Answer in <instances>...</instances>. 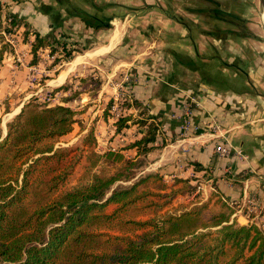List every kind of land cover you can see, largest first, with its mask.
<instances>
[{
	"label": "crops",
	"instance_id": "crops-1",
	"mask_svg": "<svg viewBox=\"0 0 264 264\" xmlns=\"http://www.w3.org/2000/svg\"><path fill=\"white\" fill-rule=\"evenodd\" d=\"M165 1L178 2L181 8L167 10L162 3ZM70 2L96 16L110 17L109 28L85 25L79 17L69 16L66 5L55 0H0V19L14 14L27 21L30 33L23 36L25 26L19 24L21 41L15 50L3 52L0 104L3 99L13 101L15 94L28 88L33 70L43 58L53 56L43 47L37 51L38 60L32 62L34 31L69 35L84 50V55L74 58L113 56L108 79L125 73L121 81L126 78L129 84L122 82L124 91L147 107L164 134V141L159 136L153 143L147 154L149 168L142 172L159 171L166 180H183L175 187L196 185L185 195L190 200L198 197L204 201L218 187L222 196L236 205L233 217L238 223H254L264 232V57L261 44L255 42L261 37L259 28L255 20L251 21L256 14L255 0ZM41 4L51 5L60 13L58 26L53 25L50 13L40 9ZM104 90L115 93V87L109 85ZM188 98L197 100L192 120L200 128L184 135L171 114L179 111ZM20 106L9 110L15 114ZM113 123L105 125L114 129ZM214 124L218 127H211ZM146 131V127L134 123L117 132L115 139L130 143ZM125 133H132V138ZM224 140L247 159L237 158L233 151L226 156L218 154L215 145ZM105 142L112 146L108 149L116 148L109 138ZM124 153L133 156L135 149Z\"/></svg>",
	"mask_w": 264,
	"mask_h": 264
},
{
	"label": "trees",
	"instance_id": "trees-1",
	"mask_svg": "<svg viewBox=\"0 0 264 264\" xmlns=\"http://www.w3.org/2000/svg\"><path fill=\"white\" fill-rule=\"evenodd\" d=\"M55 1L87 26L109 28L110 17L96 16L70 0ZM93 8L100 10L96 4ZM40 9L59 25L57 10L48 4ZM9 17L12 26H25L23 36L30 34L27 21ZM31 34L33 63L43 47L67 59L82 50L65 33ZM4 51L11 48L0 36V63ZM129 100L141 106L131 94ZM74 122L68 106L27 101L7 122L6 134L0 132V264H264V232L254 223L239 224L233 217L236 206L218 187L210 192V208L195 197L192 204L158 214L174 195L152 190L163 182L159 171L128 186L117 184L134 179L137 159L148 154L157 137L164 141L152 115L135 119L125 114L114 121L116 133L134 123L146 127L141 138L124 146L135 149L130 157L123 149L95 151L93 129L77 145L55 147ZM195 189L185 183L180 192ZM109 205L115 206L110 212ZM147 213L152 215L140 218Z\"/></svg>",
	"mask_w": 264,
	"mask_h": 264
},
{
	"label": "rangeland",
	"instance_id": "rangeland-1",
	"mask_svg": "<svg viewBox=\"0 0 264 264\" xmlns=\"http://www.w3.org/2000/svg\"><path fill=\"white\" fill-rule=\"evenodd\" d=\"M164 3V7L167 8V10H175L177 8H181V4L175 1L168 2H162ZM161 4V3H160ZM143 7V6H142ZM254 19L252 18L251 21L255 20L257 28H259L260 38L258 40H255L257 44H261L262 46V57H264V31L261 25L260 20V13L258 11V0H255L254 3ZM144 9V8H140ZM130 10L128 9L127 12ZM1 36V35H0ZM2 41H4V38L1 36ZM10 48H12L7 42H5ZM39 50V49H38ZM37 50V51H38ZM49 50V49H48ZM37 51H36V57H37ZM80 52H75L70 58H65L64 55H60L58 53H54V58L50 60L51 56H46V58H43L41 60V63L38 68L33 70L34 75L31 76L30 82L31 84H27L28 88L22 89L17 94H15V98H13V101H8L7 99H3L0 104V132L2 136L6 134V124L7 122L11 121L14 116L20 112L22 106L27 101H32L35 104H38L39 106H53V105H64L70 107L74 111V119L75 122L72 126V130L61 136L57 139V142L55 143V147L58 146H72L74 144H79L81 142V139L84 138V136L87 134V132L90 129H93V134L95 137L96 145H95V151L98 153H102L103 151H107L108 148H112V146H109L107 142H105L108 138L113 145L116 146L115 149L112 150H128L124 149V146L129 144V141L126 140H116L115 134L116 132L111 127V129L105 125V123H113L115 120L113 118L112 113V107L114 105H117L118 107L120 104L118 103V97L121 96V94L125 93L124 97L126 100L122 103L121 107L125 110L126 115H132L133 118L139 119V118H145L147 115H151L148 112L147 107L144 104H141V106L133 105V100H129V93L124 91L125 83L129 81H125V83L122 85L121 81L122 77L125 75V73L118 72L116 75H114L112 78H109V74L112 71H109V61H114L115 58L113 56H105L104 58L93 56V57H81L79 59V56L74 58V55H80L83 54L84 50H79ZM50 52V51H49ZM60 55V56H59ZM84 55V54H83ZM86 56V55H85ZM57 58V62L55 61ZM64 58V59H63ZM113 58V59H112ZM38 60V57L37 59ZM79 60V63H77ZM81 60V61H80ZM104 60V61H102ZM261 60V59H260ZM72 61L70 64L69 62ZM77 61V62H76ZM56 62V63H55ZM74 62L77 63V65H73ZM111 63V62H110ZM41 66V67H40ZM71 69V71L66 75V78L63 79L64 73ZM61 73V75L59 74ZM60 75V77H59ZM61 82V83H60ZM96 82V85L94 84ZM121 83V85H120ZM110 87H115V93L105 92L104 88L108 85ZM96 86V87H95ZM27 92V95H24L23 93ZM131 94V93H130ZM128 95V97H127ZM24 98L23 100V97ZM128 98V99H127ZM132 103V106H127V103ZM21 104L20 110L17 113H13V110H9L10 107H16ZM10 111V112H9ZM138 124V123H137ZM114 126V123H113ZM143 127L142 125L138 124V127ZM121 133V132H120ZM132 133L126 134V137L132 138ZM125 156H131L129 153H124ZM150 155H142L137 159V167L135 171L136 177L131 180L127 181H120L117 182V184L121 183L124 186L130 185L135 179L138 177L144 176L147 173H152L155 171L144 170L145 167H148V161H149ZM75 176L77 178L78 172L75 173ZM76 180L73 181V183ZM161 184H164L165 187L161 189ZM176 183L163 177V182H160L156 184V186L152 187V190L159 191L161 194H174L170 197V201L168 205L164 206L163 209L158 211V214H163L164 210L172 211L173 208L178 207L179 205H185L189 202H193L194 199L190 200L186 195V193H181L180 189L182 187H175ZM116 186L113 185V187ZM210 195V194H209ZM208 195V198L204 201L201 200V202L207 201L208 207L210 208V204L213 202L212 198L210 199ZM195 198V197H194ZM153 200H156L158 202H162L165 198L159 197V196H152ZM188 202V203H187ZM236 206V205H235ZM115 206L109 205L107 207V211L110 212ZM151 213L143 214L140 218H148L151 216ZM243 224V223H239ZM248 225V224H243Z\"/></svg>",
	"mask_w": 264,
	"mask_h": 264
},
{
	"label": "built area",
	"instance_id": "built-area-1",
	"mask_svg": "<svg viewBox=\"0 0 264 264\" xmlns=\"http://www.w3.org/2000/svg\"><path fill=\"white\" fill-rule=\"evenodd\" d=\"M0 20H2L0 21V35L4 38V41L7 42L15 50L22 38L21 28H19L18 26H12L10 17ZM50 58L53 59L54 56H51ZM127 79H129L128 76ZM124 95L125 93L121 94V96L117 99L120 106L118 107L117 105H114L112 107L114 119H118L119 117L125 115V110L121 107L124 100H126ZM196 106L197 100L195 98H188V100L183 104L182 108L179 111L173 112L171 114V118L179 122L181 133L184 135L190 132L197 131L200 128V125L195 124L192 120L194 108ZM208 127H210L209 124ZM211 127L217 128L218 126L214 124L211 125ZM215 151L222 156H226L233 151L234 155L237 158H240L242 160L247 159V156L240 149L233 148L227 140H224V142L222 143L216 144Z\"/></svg>",
	"mask_w": 264,
	"mask_h": 264
},
{
	"label": "water",
	"instance_id": "water-1",
	"mask_svg": "<svg viewBox=\"0 0 264 264\" xmlns=\"http://www.w3.org/2000/svg\"><path fill=\"white\" fill-rule=\"evenodd\" d=\"M258 11L260 13L261 25L264 31V0H258Z\"/></svg>",
	"mask_w": 264,
	"mask_h": 264
}]
</instances>
